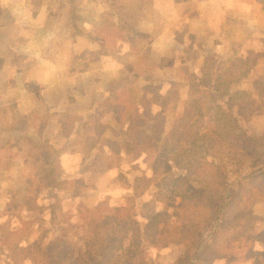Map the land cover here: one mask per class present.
<instances>
[{"label": "rangeland", "instance_id": "374dc122", "mask_svg": "<svg viewBox=\"0 0 264 264\" xmlns=\"http://www.w3.org/2000/svg\"><path fill=\"white\" fill-rule=\"evenodd\" d=\"M235 2L236 9L242 11V14L245 12V17L252 3L250 0H235ZM262 7L264 8V0ZM238 18H240L239 15ZM117 30L116 37L112 34H104L102 39L107 40L110 45L114 39L123 38L120 34L125 32L130 34L129 30L124 31L120 27H117ZM134 37L140 38L136 34ZM147 41L150 43L149 40ZM142 43L139 39L134 40L137 51ZM148 52L149 49L141 56L134 55L135 60L130 63L131 70L134 69V71L132 75L123 79L129 82L126 89L125 84H120L116 88L112 86L116 92L114 103L110 101L113 96L108 98L103 94L97 98L96 114L92 123L86 128L88 131H83L84 134L81 135L85 142L80 141L84 145L81 146V151L91 148L96 151V156L85 162H82L79 156L72 157L74 144L71 143L66 145L68 151H64L62 147L63 151L57 153L54 178L58 179L57 174L61 173L63 180L82 178L84 181V184L74 186L71 193L53 194L52 188L47 189L54 184V181L52 176L48 179L40 172L37 156L41 154V143L31 142L37 140L38 131L30 135L32 132L30 130L27 137L21 136L20 144L16 135L14 140L17 146L13 149L11 142L5 141L8 137L0 142V147L2 146L0 150V264H17L15 252H18V247L26 249L33 244L39 248L51 246L50 257L53 260H57L63 252H70L74 246L82 247L84 241L81 238L89 227V224L82 220V216L86 209L97 208L103 203L115 207H127L130 212V217H126V221L120 216L115 223L116 227H111L110 231L104 232L105 234L117 235L124 228L138 229L137 223L141 226L146 223L142 212L146 216L155 214L160 219V230L164 227L165 218L175 224L176 214L181 204L177 194L183 188V184L181 181L175 184L174 179L186 176L188 170L191 171V163L187 158L196 153L197 142L200 144L205 142L208 135L212 136L211 133L214 134L218 127L228 121L233 126L235 122L233 116L227 109L225 110L228 115L223 108L219 110L215 104L219 101L222 106H225L224 101L228 102L227 96L223 93L231 85L230 82L237 78L238 70L235 67L236 62H226L223 65L217 59L215 60L216 57L212 60L206 59L200 54L193 53V50L186 57L182 55L175 57L174 65L164 69ZM159 62L162 63L161 56ZM203 73L207 76V84L200 86L198 80L192 78L190 74L201 77ZM119 83L120 81L117 84ZM104 86L107 90L109 89L108 80H104ZM202 87L210 92V96L197 91ZM245 88L249 92V94L246 93V99L254 102L257 109L254 117L242 118V122L247 124L245 125L247 132L243 136V144L247 150H239L240 158H238L244 166L243 175H248L253 170L254 161L252 160L256 157L254 151L249 150L251 140L248 134L254 133V129L258 131L257 134H264V79L260 80L256 77L255 80L250 77ZM132 89H134V98L130 97ZM116 106L121 112L130 113L137 110V114L135 113L129 124L125 125H122L125 118L123 115L119 116L120 113H111L109 119L104 118L108 110ZM71 108L78 112L85 109L81 106H71ZM179 119H182L183 123L178 124ZM118 120H122V123ZM134 120L135 123H133ZM144 122H148L146 128L142 124ZM132 125L136 127L133 131L130 130ZM116 134L119 137L115 136ZM125 137L126 143H122L124 145L118 148V152L113 146L108 145L110 141H123ZM261 137L264 138V135ZM56 145L58 144H51L54 155ZM6 146L9 147L7 151ZM14 152L22 155L21 164L24 166V171L18 175H9L6 172L12 164L9 156ZM231 154L229 150L218 152L213 156L220 161L222 157L229 160ZM259 163L258 166L254 163V170L264 166V161ZM108 165L111 167H107ZM229 168L232 167L229 166ZM90 170L95 173L91 174L95 181L98 175H103L110 170L115 172V178L108 181L103 179L101 184L98 183L96 186L92 184L91 186L94 187H88L85 190V180L88 176L83 178V174ZM89 174L87 172L86 175ZM148 178H153L154 182L151 185L148 184ZM235 182L233 181L231 185L235 186ZM204 185L210 186L209 183ZM175 188V195L169 199L168 209L163 214H160L163 212L162 203L143 208V205L149 203L154 197L155 191L157 198H160V190L164 194ZM248 188H253L257 194L255 208L259 220L255 225V234L239 241L234 231L224 235L222 241L228 249L234 244L240 245L243 251L248 248L252 254L254 251L261 253L262 255L257 256L258 259L254 255L247 263H244L256 264L264 261V177L248 184ZM57 239L61 240L55 244ZM159 241L160 249L151 250L144 263L136 260L135 264H197L188 257L187 244L167 245V241H164L161 236L158 237ZM217 247L215 245L213 248ZM34 252L35 248L29 252L30 260L28 257L22 264H33L31 255ZM207 256L209 260H198L199 264H227L226 260H223L224 262L218 260V256L213 254H207Z\"/></svg>", "mask_w": 264, "mask_h": 264}, {"label": "crops", "instance_id": "0c3cea01", "mask_svg": "<svg viewBox=\"0 0 264 264\" xmlns=\"http://www.w3.org/2000/svg\"><path fill=\"white\" fill-rule=\"evenodd\" d=\"M250 2L244 17L235 0H0V142L8 137L13 149L16 135L20 144L21 136L38 131L31 142L41 143L40 155L55 143L56 160L71 143L72 157L92 159L96 151H81L80 141L85 142L81 135L96 114L97 98L112 97V86L132 75L134 55L148 49L164 69L191 50L223 65L236 62L239 74L245 71L241 89L249 94V78L264 79V8L260 0ZM117 27L130 34L108 45L102 36L116 37ZM136 39L143 42L138 51ZM250 105L254 117L255 103ZM108 111L104 118L111 117ZM9 157L6 172L22 173V155ZM92 171L83 174L85 190L115 178L110 170L95 181Z\"/></svg>", "mask_w": 264, "mask_h": 264}, {"label": "trees", "instance_id": "16d2710c", "mask_svg": "<svg viewBox=\"0 0 264 264\" xmlns=\"http://www.w3.org/2000/svg\"><path fill=\"white\" fill-rule=\"evenodd\" d=\"M262 1L260 0L261 3ZM244 74L245 71H240V74L238 72L237 78L230 82L231 85L223 93L228 100V102L224 101L225 106H222L219 101L215 104L216 108L219 110H222V108L223 110L227 109L228 113L233 116L235 120L233 126L228 121L223 126L218 127L214 134L211 133L212 136L208 135L205 142L202 144L197 142L195 145L196 153L193 156L189 155V158H187L189 163H191V171L188 170L186 176L174 179L175 184L180 181L183 184V188L177 194L181 204L176 214L175 224L165 218L164 227L160 230V219L155 214L146 216L142 212L146 223L143 226L137 223L138 229L134 227L132 230L124 228L117 235L105 234L104 232L110 231L111 227H116L115 223L120 216L123 220L125 218L126 221V217H130V212L127 207H115L103 203L97 208L86 209L82 216V220L89 224V227L86 225L85 235L81 238L84 241L83 248L74 246L70 252H63L57 260H53L50 257L51 246L39 248L33 244L26 249L18 247V252H15L17 264H22L24 260L27 261L28 257L30 260L29 252L34 248L35 252L31 255L33 264H135L136 260L144 263L148 259L151 250L160 249V241L158 242V237L160 238V236L164 241H167V245L178 246L187 244V254L192 261L203 259L208 261L207 254L218 256V260H226L227 264L240 262L244 264L254 255L258 259L257 256L262 255L261 253L254 251L252 254L250 249L246 248L243 251L240 245L235 246L234 244L229 246L228 249L222 241L224 235H229L234 231L238 235L239 241L242 238L252 237L255 234L256 222L259 220L255 208L257 194L253 188H248V184L256 182L260 177H264V166L254 170L255 164L258 166L260 164L259 161H264V138L254 133L248 134L252 143H249V146H251L249 150L254 151L256 155L252 160L255 164L253 163V170L250 174L243 175L244 166L238 154L241 149L247 150L243 144V136L246 135L247 130L242 125V118L251 117L253 111L252 107L249 106L251 102L246 99V93H244L240 85L243 84L242 76ZM190 75L198 80L200 86L207 84V76L204 73L201 77L196 74ZM120 84H125L126 89L129 82L123 80L119 84L116 83L113 87L116 88ZM197 91L210 96V92L205 87L197 89ZM130 97H135L134 89L131 90ZM115 99L116 92L111 101L114 103ZM111 111L114 114L120 113L119 116L123 115L125 118L124 122L122 123V120H118L121 121L122 125L129 124L135 113L137 114V110L130 113L127 111L121 112L117 106L112 107ZM228 113L226 112L227 115ZM133 123H135V120ZM177 123L181 124L183 120L179 119ZM142 124L145 125V128L148 126V122ZM134 129L136 127L134 128L132 125L130 130L133 131ZM115 136L119 137L117 134ZM125 139L126 137L123 141H110L108 145L113 146L115 151L118 152V148L126 143ZM52 149L50 145L47 146L44 154L37 157L40 172L48 179H51L52 176V181H54V184L48 186L47 189L52 188L51 192L53 194L71 193L75 188L74 186L82 185L84 181L82 178L78 180H63L61 179V173L57 174L58 179L54 178L56 175L54 167L56 160ZM229 150L232 153L229 160L222 157L220 161H217L218 159L213 156V154L215 155L218 152ZM117 152L115 153L118 154ZM229 166L232 168H229ZM107 167L111 166L108 165ZM147 181L149 185L154 182L153 178H148ZM233 181H236V187L231 185ZM203 182L209 183L210 186H205ZM175 190L176 188L170 192H164V194L160 190V198H157L155 191L153 193L154 197L149 203L144 204L143 208L145 209L148 205L156 206L157 203H162L164 205L163 212L160 214H163L167 211L169 199L175 195ZM60 240L57 239L55 244H58ZM215 245L218 247L213 248ZM263 262L259 261L256 264H263Z\"/></svg>", "mask_w": 264, "mask_h": 264}]
</instances>
